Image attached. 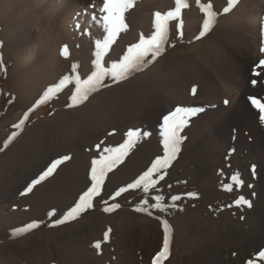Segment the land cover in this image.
<instances>
[{"label":"rangeland","instance_id":"obj_1","mask_svg":"<svg viewBox=\"0 0 264 264\" xmlns=\"http://www.w3.org/2000/svg\"><path fill=\"white\" fill-rule=\"evenodd\" d=\"M90 1H96L100 5L103 2V0ZM206 1L208 0H204V2ZM16 2L18 1H0V58H2L0 59V132L1 123L10 111L12 104L16 103L17 95L21 91V86L12 72L13 70L14 72L17 71V67L13 63L16 53L11 52V48L14 47H11V43L8 44L9 37L5 35L6 25L15 16ZM188 3L189 7L182 10V17L187 15L191 18L198 10L199 5H197V0H188ZM29 6L28 9L31 8ZM174 7L175 1L136 0L135 7L126 12L125 16L135 12L139 21L143 23L144 27L141 29L154 32L153 14L157 11L165 13ZM216 8L218 12L219 7L216 6ZM99 27L104 30L101 26ZM200 30V26L196 32L188 27L187 30H183V37L181 38L178 35L177 25L174 26L171 37H169L170 48L165 54L163 52L155 61L148 64L141 72L136 73L126 81L119 83L110 81L107 83L108 87L98 91L99 96L97 98L88 102L94 97L95 94L93 93L87 101L77 107H68L71 103L68 95L61 97L60 103L62 101L64 103L57 107L54 106V100L49 99L34 110L27 123L23 125L22 130H19L16 138L6 148L5 143L3 146L0 145V264H125L122 256L123 247L126 249L124 254H130L134 251L135 245H132L128 234L124 232L127 227L133 226L137 229L141 227L143 230L145 227H149L148 233L142 240V246L145 247L147 256L135 260L134 264H154L155 257L163 248L166 235L163 223L166 220H163V212L172 208L167 205H165L164 210L151 207L156 201L155 199L148 201L145 197L147 193H144L142 188L129 189L115 199L112 198L118 189L134 182L151 167L158 157L164 155L163 117L171 111L162 112L158 115L152 109L145 108L149 107L148 105L154 98L156 99L160 91L161 98L165 94L173 98L172 100L180 97L181 103L177 106L203 109L202 112H198L188 119V124L180 133L185 139L180 145L179 153L170 166L162 170L164 179L159 180L149 192L161 191L159 188L165 178L175 174L177 171L176 161L180 154L183 155V159H187L185 160L186 163L196 171L198 183L218 172L220 167L218 169L216 167L219 164L235 165L233 162L237 160L234 152L222 140L213 141L201 134V129L203 130L207 126L208 110L217 109L220 106L229 107L232 101L231 96L224 97L226 94H223V102L208 103L205 106L190 104L192 99L199 98V90L202 86L204 87L207 79L212 80V77L216 78L217 76L214 70H211V76H209L204 67L201 68L198 63L193 64L192 62L218 54L220 46L227 38L221 37V32L217 36L213 34L207 39H205V35L201 38L203 42L198 46L195 42L200 40L196 39ZM11 39V41H15V35ZM228 45L233 46L232 43ZM65 46L63 45L61 49ZM174 47L178 48L174 49ZM6 49H9L10 52ZM43 51L42 48L40 52ZM200 52L202 56H200ZM11 53L13 55H10ZM6 55H9L8 58ZM61 55V52L59 56L56 55V59H58L52 63L49 73L35 76L38 80L36 87L40 89L53 83V81H58L64 71L71 69L72 64L69 66L68 63L74 56L68 57L69 53L67 55L70 58L68 61L66 56L63 58L64 55ZM164 55L166 59L162 65L159 60ZM10 57L14 59H10ZM194 57L195 59H191ZM8 63L11 64L8 65ZM64 68L66 69L64 70ZM11 74L12 76H10ZM211 83L209 81V85ZM193 87L196 88L195 95L191 92ZM224 87L227 88V85L222 84L223 90ZM257 99L264 102L261 98ZM225 101L228 103L225 104ZM227 109L225 108V110ZM261 115L262 113H260ZM43 120L46 121L41 123ZM30 129L33 130L30 131ZM129 130H139L141 136L136 140L123 161L107 173L101 195L94 198L93 207L82 212L74 220L56 225L55 221L61 219L91 186L92 161L104 154L103 149L115 148L124 143L127 139L126 133ZM144 133H148V135H143ZM27 134H29L28 139H23ZM202 140L205 141L202 142ZM17 141L18 143L15 145L14 143ZM97 145L100 147L97 148ZM64 156H68L70 159L58 165L52 175L35 185L31 192H26L33 180L38 179L55 160ZM212 168L213 170L207 175L208 170L210 171ZM233 168L235 170L236 165ZM159 175L160 173L154 174L153 179H158ZM107 190H111V192H107ZM238 192L239 190H232L228 197L222 200L221 198L218 199L214 192L208 194V197L213 200L218 199L217 204L224 200L225 208L236 211L237 218H244V214L242 216L237 214L240 209L243 210L242 204L237 205L235 203L239 199ZM144 200H147L148 204H144ZM115 204H119L120 207L114 208L112 211L104 210L106 207ZM138 207H144L147 211H137ZM53 210H55V214L50 215ZM33 223H37L39 226L28 231H22L27 225ZM158 225H161L163 230L162 242L156 234ZM219 228L208 231L207 228L203 227L192 233L188 232L185 236L184 246V248L186 247V254L192 257L193 252L202 253L205 238L206 240L217 241L221 232L226 233V228L224 230ZM109 229H111L109 239L104 241V234ZM143 233L146 232L143 231ZM167 235L170 238V255L163 261V264H176L174 241L177 239L174 233L170 231ZM97 241L102 242L99 250L94 247ZM260 251H264V245L255 252L256 254L253 252V257L247 260H256ZM68 254L73 256H68ZM247 260L245 264H248Z\"/></svg>","mask_w":264,"mask_h":264},{"label":"bare ground","instance_id":"obj_2","mask_svg":"<svg viewBox=\"0 0 264 264\" xmlns=\"http://www.w3.org/2000/svg\"><path fill=\"white\" fill-rule=\"evenodd\" d=\"M17 1L15 16L6 25L5 35L9 37L8 44L11 43V47H14L11 48V52L16 53L15 59L11 58L13 56L10 59H14L13 63L17 67V71L14 72L13 70L12 72L21 86V91L17 95L16 103L12 104L10 111L1 123L0 145L2 146L12 132H19L20 129L14 128L13 125L19 123L24 114L29 112V109L39 108L40 105L35 108L34 106L50 86L59 83L65 75L78 73L81 79H86L91 74L94 70L93 61L95 59L96 41L103 40L106 35L105 31L99 27L100 25L91 19L92 14H96L97 17L101 15L99 9L102 7L103 2L100 5L96 1L90 0ZM202 2L207 3L209 0L206 2L203 0ZM211 3L215 11H217L216 6L219 7L218 12L220 15L217 17L215 26L206 34L205 39L213 34L217 36L219 32L222 33V36L220 34L221 37L227 38L220 46L218 54L192 62L193 64L198 63L201 68L204 67L209 76H211V70H214L217 76L216 78L212 77V80L207 79L204 87L202 86L199 90V98L192 99L190 104L205 106L208 103L223 102V94H226L224 97L231 96L232 101L229 107L220 106L217 109L208 110L207 126L203 130L201 129V134L213 141L222 140L237 157L236 162H233L236 168L234 170L233 166L235 167V165L233 164H231L232 166L226 163L219 164L216 167V169L220 167L218 172L212 176L210 175L205 181L198 183L196 181V171L186 163L185 160L187 159H183V155L180 154L176 161L177 171L173 176L165 178L159 188L161 191H152L145 195L148 201H152L155 196L161 194L164 197V205L172 208L163 212V220L167 221L171 229L170 232L174 233L177 239V241H174L176 264H245L246 260L251 259L253 254L264 245V121L260 119V111L252 105L249 99V97H256L264 100V70L257 68L259 61L264 59V53L260 51L261 47H264V0H240L239 4L228 14L220 12L227 6V0H211ZM93 4L95 7H92ZM28 5H30V9L27 8ZM133 13L127 17L125 16V23L128 28L126 31L119 33L116 42L105 55V67H109L113 61H118L130 45L139 41L141 34L145 37L152 34V30L147 32L141 29L144 27L143 23L139 21L135 12ZM182 19L184 21L183 30H187L189 27L192 28L193 32H196L199 26L202 28L204 14L198 8L193 17L190 18L185 15ZM177 24V21L169 22V37H171L174 26L176 27ZM14 35L15 41H11ZM169 37L164 54L170 48ZM202 42L203 39H200L195 43L199 46ZM229 43H232L233 46H229ZM63 45L69 46L68 51L70 52L68 54L70 53V55L68 57L74 56L70 61L67 56V58L65 55L63 57L69 61V66L72 64L71 69L67 68L68 70L64 71L58 81H53V83L39 89V87H36L38 86L36 83L38 80L35 76L50 72L52 63L58 59H56V55L59 56V53H62L61 47ZM42 48L44 51L40 52ZM176 48L178 47H174V49ZM199 54L202 56L201 52ZM10 55H13V53ZM6 56L8 58L9 55ZM165 59L166 56L164 55L159 60L162 65L165 63ZM191 59H195V57ZM73 65H78L75 72H73ZM256 71L261 72V75L256 76L254 74ZM252 80H256L257 83L253 85ZM110 81H112L111 78H108L105 83L107 84ZM209 81L212 82L210 85ZM222 84L227 85V88L224 87L223 90V87L221 88ZM74 88V83L68 84L62 91L53 96L51 99L54 100V106L62 105L64 101L60 103L61 97L71 96ZM94 94V97L88 102L99 96L98 92ZM172 99L166 94L161 98L159 91L156 99L154 98L148 105L149 107L145 109L150 108L158 115L162 112L173 111L181 101L180 97ZM225 108L228 109L225 110ZM34 110L29 113L28 119ZM116 113H118L117 110ZM45 121L43 120L41 123ZM202 125L204 126V124ZM32 130L30 129V131ZM28 135L23 139H28ZM17 143L18 141L14 144ZM212 170L213 168L210 171L208 170L206 174L209 175ZM236 174L239 175L243 184L239 186L233 184V190H239L238 197H245V200L251 204L250 207L247 204H242L243 210L238 211L237 214L240 216L244 214V218H237L236 211L225 208L224 200V203L222 201L217 204L219 198L221 200L225 199L232 192L226 191L223 185L232 183L231 177ZM107 192H111V190H107ZM212 192L217 195L218 199L213 200L208 197V194ZM188 193H196L197 196L190 197L187 195ZM177 195L181 199L173 202L171 197ZM203 227L207 228L208 231L219 227L221 230L226 228V233L221 232L217 237V241L206 240L205 238L202 247L203 252H193L192 257H190L186 254V247L184 248L185 236L188 232L192 233ZM143 231L146 233H143ZM148 231L149 227H145L144 230L141 227L140 229L135 226L127 227L124 233L128 234L132 245H135V249L130 254H124L126 249L123 247L122 256L125 264H134L135 260L146 258V249L142 246V240ZM156 234L162 242L164 236L161 225L156 227ZM70 255L68 254V256Z\"/></svg>","mask_w":264,"mask_h":264},{"label":"snow or ice","instance_id":"obj_3","mask_svg":"<svg viewBox=\"0 0 264 264\" xmlns=\"http://www.w3.org/2000/svg\"><path fill=\"white\" fill-rule=\"evenodd\" d=\"M240 0H227V6L222 9L223 14L230 13L238 4ZM136 0H103L102 7H100V16L97 17L96 14H92L91 19L99 24L105 31L106 35L103 40H97L95 47L96 51L94 53L95 59L93 61L94 70L86 79H81L80 75L77 73L75 75H65L57 84L50 86L43 96L37 101L35 107L46 103L53 96L62 91L68 84L74 83L75 88L70 96L71 103L68 107H77L82 105L85 101L89 99V96L95 92H98L102 88L108 87L105 80L111 78L115 83L128 80L130 77L134 76L136 73L141 72L144 68L148 66L151 62L155 61L157 57L165 50V45L168 43L169 37V22L177 21L178 35L183 37V25L184 21L182 19V10L189 7L188 0H175V7L165 13L159 11L155 12L154 15V32L148 37L143 34L140 35L139 41L130 45L127 48L126 53L118 60L113 61L109 67H105L104 57L110 50L111 46L116 42V39L121 31H126L128 25L125 23V13L135 7ZM197 4L201 12L204 14V19L202 23V28L196 39L199 40L205 36L217 22V17L220 15L219 12L214 10V6L211 0L207 3H201V0H197ZM92 7H95L93 4ZM79 27V25H77ZM260 51L264 53V47H261ZM62 54L68 55V48L65 46L62 49ZM2 59V58H0ZM78 65H73V72ZM257 68L264 70V59L259 61ZM256 76H260L261 72L256 71L254 73ZM256 80H252V84L255 85ZM192 94H196V88L193 87L191 90ZM253 106L259 109L262 115L260 119L264 121V102L256 97H249ZM225 104L228 101L224 102ZM34 109H29L28 113H25L23 118L19 123L13 125L16 129H21L25 122L28 120L29 113ZM202 108H191V107H175L174 111H171L168 115L163 117V152L164 155L158 157L151 167L140 175L134 182L121 187L118 189L114 195L115 197L120 196L122 193L128 191L129 189H139L142 188L144 193H148L150 189L154 188L159 180L164 179V173L162 170L170 166L171 162L176 158L180 151V145L185 139L180 133L183 128L188 124V119L198 112H202ZM18 135L17 132H12L11 136L5 141V148L9 143L12 142ZM127 139L124 143L119 146L112 148L108 147L103 149V153L98 159L92 161V168L90 173L91 186L85 191L80 197L78 202L67 211L63 217L55 221L56 225L64 224L67 221L76 219L82 212L87 211L93 207V200L95 197L101 195L103 184L108 172L112 171L113 168L121 163L124 157L128 154L129 150L134 146L136 140L141 136L139 130H129L127 133ZM143 135H148L144 133ZM100 146L97 145V148ZM70 159L68 156H64L61 159L55 160L51 166L40 175L36 180L32 181V184L28 186L26 192H31L32 188L39 184L42 180L46 179L48 176L52 175L54 170L58 165L62 164L64 161ZM160 173L158 179H153L154 174ZM232 183L223 185L226 191L233 190V184L239 186L243 184L239 175H233L231 177ZM25 194V193H22ZM190 197H196V193H188ZM156 203L152 204L151 207L159 208L161 210L165 209L163 203L164 197L162 195H157L154 197ZM172 201L175 202L180 200L179 195L172 196ZM106 203V202H105ZM144 204H148L147 200L143 201ZM237 205L247 204L251 206L250 202L245 200L243 196L239 197L235 201ZM119 204H115L111 207H106L105 211H112L114 208H119ZM137 211H147L144 207H138ZM55 210L50 213L54 215ZM151 214V213H149ZM165 238L162 250L157 254L154 260V264H163L170 255V238L167 233L170 231L167 221H164ZM37 223L29 224L22 231H28L33 228L38 227ZM105 232L104 241L109 239V232ZM102 242L97 241L94 244L96 249H101ZM264 264V251H260L256 260H249L248 264Z\"/></svg>","mask_w":264,"mask_h":264}]
</instances>
